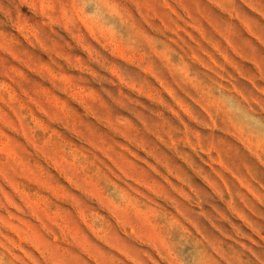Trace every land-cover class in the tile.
Returning a JSON list of instances; mask_svg holds the SVG:
<instances>
[{
  "label": "rangeland",
  "instance_id": "obj_1",
  "mask_svg": "<svg viewBox=\"0 0 264 264\" xmlns=\"http://www.w3.org/2000/svg\"><path fill=\"white\" fill-rule=\"evenodd\" d=\"M0 264H264V0H0Z\"/></svg>",
  "mask_w": 264,
  "mask_h": 264
}]
</instances>
